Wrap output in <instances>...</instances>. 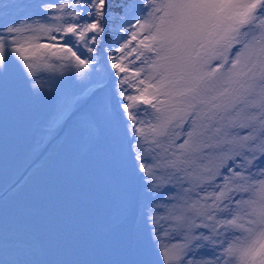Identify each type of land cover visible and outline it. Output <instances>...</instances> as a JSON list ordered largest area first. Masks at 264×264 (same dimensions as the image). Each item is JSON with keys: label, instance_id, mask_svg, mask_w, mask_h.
Masks as SVG:
<instances>
[{"label": "snow or ice", "instance_id": "obj_1", "mask_svg": "<svg viewBox=\"0 0 264 264\" xmlns=\"http://www.w3.org/2000/svg\"><path fill=\"white\" fill-rule=\"evenodd\" d=\"M0 264H264V0H0Z\"/></svg>", "mask_w": 264, "mask_h": 264}]
</instances>
